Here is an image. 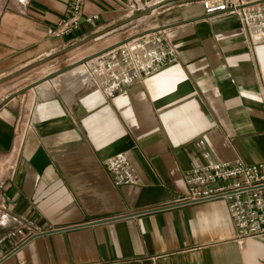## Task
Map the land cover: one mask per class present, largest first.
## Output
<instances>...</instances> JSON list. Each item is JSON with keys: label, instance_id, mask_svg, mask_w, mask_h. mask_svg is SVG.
Returning a JSON list of instances; mask_svg holds the SVG:
<instances>
[{"label": "crops", "instance_id": "obj_1", "mask_svg": "<svg viewBox=\"0 0 264 264\" xmlns=\"http://www.w3.org/2000/svg\"><path fill=\"white\" fill-rule=\"evenodd\" d=\"M130 1L85 0L80 29L56 37L48 29L70 0H0V77L127 19ZM145 17L172 63L113 95L81 63L61 74L67 87L36 91L29 111L0 106V236L23 217L41 229L6 239L0 264H264V234L240 240L225 199L182 203L186 171L264 163V43L201 0ZM117 153L137 183L114 181L105 160Z\"/></svg>", "mask_w": 264, "mask_h": 264}, {"label": "built area", "instance_id": "obj_2", "mask_svg": "<svg viewBox=\"0 0 264 264\" xmlns=\"http://www.w3.org/2000/svg\"><path fill=\"white\" fill-rule=\"evenodd\" d=\"M85 0H70L69 8L55 27L49 28L52 36L62 37L78 31L82 22ZM205 14L222 12L236 13L249 33L252 41L264 43V0L245 3L244 0H201ZM144 8L141 2H131L129 16ZM96 16L86 17L92 23ZM141 37L139 49H128L132 42L113 47L97 56L90 77L94 84L113 95L129 85L140 82L164 65L175 59L173 46L162 33ZM123 52L117 57L118 50ZM152 48V49H151ZM145 57L146 61H139ZM139 58V59H138ZM136 61V65L132 64ZM137 62L141 64L138 65ZM29 128L32 127L28 125ZM117 184L137 183L139 175L123 153H117L105 160ZM187 194L185 201L225 199L232 215L239 239L264 234V163L249 164L242 160L214 162L195 167L185 173ZM5 201V197H2ZM184 201V202H185ZM0 208L7 209L6 203ZM41 231L36 223L23 217L11 230L0 236V245L9 238L32 237ZM29 237V238H30Z\"/></svg>", "mask_w": 264, "mask_h": 264}, {"label": "rangeland", "instance_id": "obj_3", "mask_svg": "<svg viewBox=\"0 0 264 264\" xmlns=\"http://www.w3.org/2000/svg\"><path fill=\"white\" fill-rule=\"evenodd\" d=\"M144 0H131L130 2H141L144 7L145 4L148 5ZM257 0H244L245 3H251ZM144 8L140 9L142 11ZM137 11V12H139ZM135 12V13H137ZM134 13V14H135ZM144 17V18H142ZM140 17V19H135L136 22L134 24H130L135 20L127 22L126 20H122L123 22L118 24V27H98L94 28V34L96 39L89 40L84 44L72 48L66 51L63 54H52L49 56L42 57L22 68H19L9 74L0 77V105L4 103V99L6 97H12L9 101H11V105H16L17 107L22 104L27 107L29 111L31 107V101L34 99L33 97L37 94L40 86L35 88V90H31L32 87L41 84L42 88L46 89L52 87V83L57 84L58 82H62L67 87V81H63L61 74L65 70H68L76 65L81 63L89 62L88 69L89 74L93 67H95V60L97 56L103 54L105 51L113 47H120L124 44L132 42V45H129L128 49L131 51H135L139 49V42L142 40L141 37L149 34L151 37L152 34L158 33L157 29H151L153 27V23L151 19L149 20L145 16ZM144 19V20H142ZM112 28V29H111ZM99 36V37H98ZM98 37V38H97ZM152 49V48H151ZM120 48L118 50L117 57L122 55ZM139 59V58H138ZM85 60V62H83ZM139 61H146L145 57H141ZM140 65V62H137ZM136 65V61L132 63ZM50 75V79L45 80V76ZM86 77V79L88 78ZM45 80V81H44ZM79 80V79H78ZM78 80L73 82V86L77 84ZM90 84H94V81L91 80ZM72 86V87H73ZM71 87V88H72ZM20 90L19 92H16ZM7 101V102H9ZM6 102V103H7ZM5 104V103H4Z\"/></svg>", "mask_w": 264, "mask_h": 264}, {"label": "water", "instance_id": "obj_4", "mask_svg": "<svg viewBox=\"0 0 264 264\" xmlns=\"http://www.w3.org/2000/svg\"><path fill=\"white\" fill-rule=\"evenodd\" d=\"M166 1H169V0H161V1H158V2H156V3H154V4H152V5H146L145 4V7H144V9L142 10V11H139V12H137V13H135V14H133V15H131V16H129L127 19H125L127 22H129V21H132V20H135V19H139L140 17H142V16H146V15H149V14H151V12H152V10L154 9V8H157V7H159V6H161L163 3H165ZM144 3H145V1H143ZM124 20V21H125ZM123 21H121L120 23H122ZM120 23H118V24H120ZM118 24H116V25H114L115 27H118L117 25ZM113 27V26H112ZM114 28V27H113ZM112 29V28H111ZM96 36L94 35V34H91V35H89V36H87V37H85V38H83L82 40H80V41H77V42H75L74 44H72L71 46H69V47H67V48H65V49H63V50H60L58 53H56V54H58V55H60V54H63V53H65L66 51H68V50H70V49H72V48H75V47H78V46H80V45H82V44H84L85 42H87V41H89V40H92L93 38H95ZM106 52V51H105ZM50 75H48L47 77H45L46 79H50ZM2 81H0V83H1ZM20 90H17L16 92H19ZM13 97V96H12ZM12 97H6V100L4 99V103H6L7 101H9ZM3 103V104H4ZM2 104V105H3ZM1 106V105H0ZM186 202H190V201H185V202H182V203H186ZM178 204H181V203H176V204H172V205H168V206H165V207H161V208H166V207H170V206H174V205H178ZM157 209H159V208H157ZM154 210H156V209H154ZM138 213H140V212H138ZM133 214H137V213H132V214H128V215H124V216H130V215H133ZM123 217V216H122ZM35 235H37V234H35ZM35 235H33V236H35Z\"/></svg>", "mask_w": 264, "mask_h": 264}, {"label": "bare ground", "instance_id": "obj_5", "mask_svg": "<svg viewBox=\"0 0 264 264\" xmlns=\"http://www.w3.org/2000/svg\"><path fill=\"white\" fill-rule=\"evenodd\" d=\"M144 1H146V0H144ZM146 3H147V1H146ZM155 3H156V2H155ZM153 4H154V3H153ZM98 37H99V36H98ZM98 37H97V38H98ZM93 39H96V38H93ZM83 62H85V60H84ZM65 71H67V70H65ZM65 71H64V72H65ZM62 73H63V72H62ZM47 76H48V75H47ZM47 76H45V77H47ZM45 80H48V79H45ZM45 80H44V81H45ZM47 93H48V92H47ZM38 95H39L40 97H41V96H42V97L45 96V95H46V89H44V88H42V86H40L39 89H38Z\"/></svg>", "mask_w": 264, "mask_h": 264}]
</instances>
